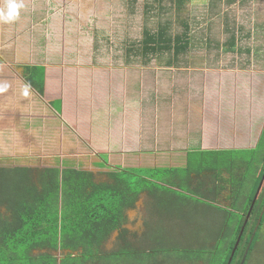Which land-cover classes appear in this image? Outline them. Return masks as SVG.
I'll return each mask as SVG.
<instances>
[{
    "label": "crops",
    "instance_id": "crops-1",
    "mask_svg": "<svg viewBox=\"0 0 264 264\" xmlns=\"http://www.w3.org/2000/svg\"><path fill=\"white\" fill-rule=\"evenodd\" d=\"M55 1L61 8L64 6L62 11L65 14L53 9L54 0H48L45 8L41 0H15L24 5L18 9L17 19L11 23L0 21V158L15 164L0 168L37 173L45 169L83 170L65 165L57 159L92 153L102 158L103 163L108 165L102 168L109 172L137 168L130 166L138 162L155 164V155H184V150L197 143L200 150L214 152L246 148L254 136L256 144L264 125V99L257 109L254 108V113L245 109H249V102L242 98H230L228 93L224 97L220 91L245 87L242 75H264L263 67L261 69L252 64L249 68H200L202 74L224 75L226 78L222 77L220 82L217 78L215 81L211 79L209 91L212 94L209 97L201 96L196 100L190 95L191 99H182L174 105L164 98L170 80L165 74H170L166 72L170 67L152 73L153 68L147 64L153 57L166 52L171 56L168 59L180 58L194 47L198 48L200 55L203 53L202 56H207L209 53V57L218 59H263L264 0H208L206 8L213 13L212 17L216 16L217 11L221 12L222 21L217 23L220 24V32L228 33L229 38H221L220 43L206 38L205 41L211 43L204 44H192L190 23L185 18L176 19L179 13L188 9V5H192L189 0H143V12L147 13L168 6V10L174 12L172 21H177L176 24L183 29L180 34L187 32L189 41L185 51L175 53L173 49H158L143 54L142 40L156 34L161 26L163 33L180 35L170 32L173 23L170 19L157 20L151 29L148 27L150 19L145 17L139 43L127 48L129 53L125 52L123 57L127 60L136 56L145 67H134L126 61L118 65L107 62L94 64L93 58L90 62L87 50L84 52L68 47L70 32L66 31L72 21L66 12L81 7L83 18L88 19L91 13L96 14V23L101 28L110 27L111 24L106 21L109 11L104 0H83L80 6V0ZM128 1L132 6L137 2ZM10 2L12 0H0V13H7ZM229 10L235 12L231 17L237 20L235 24H229L232 19L224 17V12ZM49 20L50 27L55 25L60 28L57 34L60 37L57 48L60 49L56 51L50 46L45 51L47 57L43 56V59L55 61L41 62L37 61L42 57L37 54L39 49L36 42L42 39L43 22ZM80 23L81 30L88 32L89 23L83 24V20ZM204 23L210 36L213 26L208 21ZM184 24L189 29H185ZM46 37L50 38V35L46 34ZM238 75L241 76L240 80ZM195 77L194 85L198 87L200 82H195ZM198 80L201 78L198 77ZM247 84H251L250 80ZM258 89L264 91V81ZM259 113L262 114L261 120L257 118L261 116ZM185 140H192V145L180 146L187 143ZM131 154H136L140 160L133 162L131 158L128 161L130 164L117 166L104 160V155L109 158L113 155L130 158ZM188 164L186 159L184 166L191 178L205 175L193 173ZM30 165H38L39 168L28 167ZM229 170L230 166L220 172H210L216 179L218 189L224 183L233 189L229 182ZM222 173H227L228 177L224 178L227 175L223 176Z\"/></svg>",
    "mask_w": 264,
    "mask_h": 264
},
{
    "label": "trees",
    "instance_id": "trees-1",
    "mask_svg": "<svg viewBox=\"0 0 264 264\" xmlns=\"http://www.w3.org/2000/svg\"><path fill=\"white\" fill-rule=\"evenodd\" d=\"M184 25L187 29L188 25ZM162 27L156 34L142 40L143 54L158 49H173L175 53L187 49V32L172 36L166 31L163 33ZM251 153V159L247 161L231 160L229 182L234 191L229 195V204L234 210L232 218L228 215L233 210L203 204L200 211L209 216L195 224H201V232L206 228L205 234L198 237L196 227L192 241L170 246L163 243L166 222L162 221L163 216H158L145 236L149 239L147 247L138 249L127 242L128 231L124 225L126 211L135 207L142 193L154 198L157 212L162 213L160 210L168 206L182 212L183 205L186 209L188 203L174 199L165 190L170 188L167 186L187 185L198 191H207L209 196L216 198L222 185L219 189L214 186L207 188L205 178L194 180L189 175L178 174L168 178L165 173L171 168L138 167L109 171L106 173L107 180L102 182H96L89 171L45 169L38 172L36 182L39 187H36L31 184L28 170L0 168V206L11 213L8 219L0 218V255L5 257L2 260L20 259L18 254L23 253L28 264H197L198 261L203 264H227L264 172V125ZM239 168L243 171L237 178L236 170ZM160 170L164 174L157 177L156 172ZM156 183L161 184L158 189L155 188ZM263 205L264 181L230 264H240L250 237L248 253L252 251L258 228L264 222ZM113 232H117L119 245L104 251L102 246ZM221 242L224 248L217 258L216 249ZM33 250L44 252L34 255ZM52 251L63 253L58 258L50 253Z\"/></svg>",
    "mask_w": 264,
    "mask_h": 264
},
{
    "label": "rangeland",
    "instance_id": "rangeland-1",
    "mask_svg": "<svg viewBox=\"0 0 264 264\" xmlns=\"http://www.w3.org/2000/svg\"><path fill=\"white\" fill-rule=\"evenodd\" d=\"M74 1V0H72ZM83 0L76 1L79 2V6L81 5V2ZM43 8L47 6L48 0H41ZM51 2V0H49ZM48 2V3H49ZM61 2V0H59ZM63 2V1H62ZM104 4L106 9H108L109 14L108 18L106 19L107 23L111 24L110 27L106 26L101 28L96 22L98 21L97 15L88 16V19L85 20L83 18L81 7L79 9H75L73 11H67L66 15H70L69 19L72 21L71 27H68V31L70 32L68 34L69 38V46L74 49H80L84 50V52L87 50V54L89 57V60L91 62V58H93L94 64H104V63H110L111 65H118L120 63H124L125 61L128 63V65L136 66V67H145L144 64L141 62V60L136 56L129 58L126 60L124 59V54L129 53L126 50L130 46L136 45L139 42V39L141 38V32L142 28L145 24V17L146 19H150L148 22V27L153 29L157 22L159 21H165V20H173V14L174 12L172 10H168V6H165V9H153L151 13H147L146 11L143 12V0H137L136 4L134 6L131 5V3L128 0H104ZM208 0H197L196 2L193 0H189V3L192 5H188V9L184 11L183 13H179V16H176V19L181 20L180 18H185L190 23V38L192 41V44L194 42H201V43H211L213 41H216L220 43L221 38H229L228 33L225 35L223 32H220V24L217 23V21H222L221 19V12L217 11L216 16L212 17V12L208 11L206 6H208L207 3ZM53 3V9H59V14H62L65 12L62 11L64 9V6H61L57 4V2L54 0ZM91 7V6H90ZM193 9V10H192ZM45 9H43V12ZM177 15V12H175ZM233 11L229 10L227 12H224V17L227 16L228 18L232 19ZM221 15V16H220ZM68 18V17H67ZM212 18V19H211ZM83 20V24H88V32L81 30L82 23L79 24V22ZM79 21V22H78ZM208 21V24L210 26L212 25V34L209 36L208 33H206L205 28L207 25L203 22ZM237 20L232 21L229 24H235ZM173 22V21H172ZM49 21L43 22V29L41 31L42 39L38 43L36 42V47H38V53L39 56L42 58L38 59L37 61L41 62H50L55 61L51 59H43V56L47 57V53H45L46 50L49 49L50 46L54 50H59L60 48H57V45H60L58 27H50ZM177 21L172 23L170 32L172 34H180L182 32V28L176 24ZM93 26V29L92 27ZM198 26V27H197ZM197 27V28H196ZM71 29V30H70ZM46 34L50 35V38L46 37ZM93 42H92V39ZM207 38L211 39V42L205 41ZM133 44V45H132ZM63 45V44H62ZM193 47V46H192ZM133 52V51H132ZM203 54V53H202ZM200 53H198V48L194 47L192 50L187 52L186 54H183L180 58H174V59H168L171 56L169 54L163 53L161 55H158L157 57H153L150 59V63H148V67L153 68L152 73L160 72L163 68H168V73L166 78H170L169 82H167L168 85V91L164 92V98L166 97L169 99L170 104H178L182 99H189L190 95L193 96L191 98H196V100L199 99V97H209L212 93L209 91L211 88L210 82L211 79L215 81V78L220 82V79L222 75H209V74H202V71L200 72V68H208V70L212 66H221L226 68H240L245 67L249 68L252 64H256L258 68L262 67L264 68V58L263 59H218L215 57H209V53L207 56H202ZM207 54V53H206ZM93 55V56H92ZM172 68V69H171ZM196 76V77H195ZM245 80H241L242 83H244L245 87H241V89H237L235 91H220L221 95L224 97L226 96V93H228V97L239 99L242 98L244 101L249 102V109L245 108L246 110H251V112H254V108L256 109L259 107L260 103L264 99V91H261L258 89L259 85L262 81H264V75H242ZM194 77L196 78L195 82H200V86L196 87L194 85ZM198 77L201 78V80H198ZM240 75L237 76L240 80ZM248 80H250L251 84L248 85ZM247 82V83H246ZM208 84V86H206ZM202 88V89H201ZM248 88V89H247ZM189 97V98H188ZM190 98V99H191ZM177 102V103H176ZM177 108V107H174ZM184 108H182L183 110ZM235 108H229V110H232ZM227 112L228 109L226 110ZM255 113V112H254ZM253 113V114H254ZM261 116L260 118L257 116L259 120H261L262 114L259 113ZM251 115V114H250ZM255 115V114H254ZM252 117V116H251ZM187 143L180 144V146H191L192 140H185ZM255 136L252 137L251 140H249V144L246 148H235V149H228V150H222L218 152L214 151H203L200 150L198 147V143L194 146L189 147V149L184 150V155L179 154H172L169 155H155L157 162L154 164L153 162L144 161L142 163H139L138 158L136 154H131L132 156L130 158L120 157L119 155H113L111 158L108 157V155H104V160L107 161V163H112L114 165H126L130 164L128 161L132 160L133 163L130 167H137L139 168H171L170 172L165 173V175L169 178L173 174L183 175L184 177L188 176L187 169L184 166V161L187 159L189 161V168L192 170L193 173H200L201 176L199 178H193L201 179L205 178L207 188L214 186V188L217 187V182L214 178V175H210V172H220L224 168H228L232 161H247L251 159L252 153L251 149L255 145ZM103 151V150H101ZM6 157V156H4ZM64 158V159H63ZM67 156H61L60 159H57V161L62 160L65 165L69 166H75L79 169L87 170L93 173L94 180L96 182H102L107 180L106 173L107 171L103 169L104 167L108 166L103 163V160L99 156H94L92 153L90 155H68V159H66ZM0 158V166L2 167H12L15 164L2 160ZM257 158L255 157V161ZM46 162V160H43ZM60 161V162H62ZM31 162V161H28ZM34 162V161H33ZM51 162V161H50ZM126 162V163H125ZM125 163V164H122ZM33 164V163H30ZM134 165V166H133ZM28 167H38V165H30ZM103 167V168H102ZM177 168V169H176ZM243 169L239 168L236 170L237 172V178L241 175ZM207 173V174H206ZM29 174L31 175L30 181L32 185L38 186V183L36 182L38 173L34 171H29ZM28 174V176H29ZM163 170H160L156 172V176L163 175ZM208 175H210L208 177ZM223 176H226L224 178L228 177L227 173H222ZM157 184V185H156ZM155 188L158 189V186L161 185L160 183H156ZM172 185V184H170ZM223 190H220L219 193L216 195V198L211 197L207 194V191L204 190H196L192 187H189L187 185H177V186H167L170 187L168 189H165L168 191V193L172 194L174 199L182 200L187 202L188 208L185 209V205H183L182 212H178L175 210V208L168 206L163 207L162 210H160L162 213L157 212V209L155 207V201L154 198L147 195L146 193H142L137 202L135 203V207L133 209L126 211V223L124 225V228L127 229L128 233L126 236L127 242L131 244L132 247L135 249L138 248H145L147 247V244L149 243V239L145 236L147 233H149V230L151 228L152 224H155V218L158 216H163L162 221L166 222V224L163 226V231L165 232L163 243L166 245H179V244H185L188 240V242L192 241V235L196 231V227L198 234L201 237L206 232V228L201 232V224L196 222L201 221L203 218H207V213H204L201 210V205L207 204L211 206V208H226L229 210H233L232 206H230V200L229 195L231 194L234 189H231L229 185L226 183L222 184ZM39 187V186H38ZM163 190V189H161ZM177 203V201H176ZM179 204V203H178ZM191 207V209H190ZM211 211V210H208ZM215 212V211H211ZM11 213H9L6 209H4L3 206H0V218L8 219L10 217ZM254 215V214H253ZM252 215V216H253ZM231 218L234 216V210L229 213L228 215ZM166 219H168L166 221ZM182 219V220H179ZM189 223L185 222V220ZM252 220V219H251ZM251 220L249 222V226L251 223ZM248 227V226H247ZM249 228V227H248ZM248 228L246 229V233L243 237L247 235ZM258 237L256 239V243L254 244V247L251 252H247L245 256V262L244 264H264V222L261 224V226L258 228ZM172 233V234H170ZM202 234V235H201ZM183 235H186L183 237ZM117 232H113L109 239L103 244L102 249L104 251H109L112 249H115L119 245V241L116 239ZM252 237H250L251 239ZM242 245L240 246L241 249ZM247 247V246H246ZM222 248H224V243L221 242L219 244V247L217 245L216 252L217 258L218 255H221ZM246 250V249H245ZM44 251H38L33 250L32 254L37 255ZM19 253V252H18ZM54 255H56L58 258L61 257V254L63 252H50ZM21 255L19 257L20 259L7 261L2 260L5 259L2 255H0V264H28L29 262L24 259V255ZM166 261V260H162ZM167 263V261H166ZM161 264V263H158ZM169 264V262L167 263ZM197 264H203L202 262L198 261Z\"/></svg>",
    "mask_w": 264,
    "mask_h": 264
},
{
    "label": "water",
    "instance_id": "water-1",
    "mask_svg": "<svg viewBox=\"0 0 264 264\" xmlns=\"http://www.w3.org/2000/svg\"><path fill=\"white\" fill-rule=\"evenodd\" d=\"M263 181H264V172H263V174H262V177H261V179H260V182H259V184H258V187H257V189H256V191H255V194H254V196H253V198H252V201H251V204H250V206H249V209H248V211H247V213H246L244 223H243V225H241L240 233H239V235H238V237H237V239H236V242H235V244H234V247H233V249H232V252H231V255H230L229 259H228L227 264H230V262H231V259H232V256H233V253H234V251H235V249H236V247H237V245H238V243H239L240 236H241V234H242V232H243V229H244L243 226L246 224V222H247V220H248V218H249V216H250V214H251L252 208H253V206H254V204H255V201H256V199H257V197H258V194H259L260 189H261V187H262ZM263 210H264V205H263ZM258 223H259V220H258ZM257 225H258V224H257ZM257 225H256L255 227H257ZM255 227H254V229H255ZM251 239H252V238H251ZM251 239H250V242H251ZM250 242H249V244H250ZM249 244H248V246L246 247V250H245V252H244V255H243V257H242V260H241L240 264H243V262H244V260H245V256H246V254H247V252H248Z\"/></svg>",
    "mask_w": 264,
    "mask_h": 264
},
{
    "label": "clouds",
    "instance_id": "clouds-1",
    "mask_svg": "<svg viewBox=\"0 0 264 264\" xmlns=\"http://www.w3.org/2000/svg\"><path fill=\"white\" fill-rule=\"evenodd\" d=\"M23 3H17L15 0H12L8 4V11L6 14L0 13V21L3 23H11L18 17V9L23 8Z\"/></svg>",
    "mask_w": 264,
    "mask_h": 264
}]
</instances>
